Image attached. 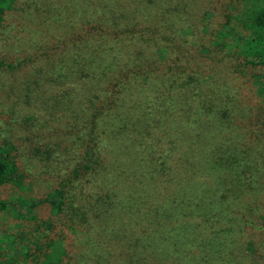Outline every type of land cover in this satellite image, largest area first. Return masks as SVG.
I'll return each mask as SVG.
<instances>
[{
  "label": "trees",
  "instance_id": "16d2710c",
  "mask_svg": "<svg viewBox=\"0 0 264 264\" xmlns=\"http://www.w3.org/2000/svg\"><path fill=\"white\" fill-rule=\"evenodd\" d=\"M15 1L0 0V26ZM28 2L46 29L65 20L72 27L70 55L60 58L55 79L73 94L84 92L78 105L87 98L91 106L82 108L91 121V140L85 145L76 137L86 147L78 158L82 174L77 178L74 169V178L60 179L32 204L46 203L50 216H57L65 206L64 187L91 174V219L113 221L108 235L115 234L131 264L160 258L174 264L227 262L224 247L232 234L255 225L246 211L257 209L252 196L259 195L264 179H255L261 173L248 162L227 96L217 95L215 80L201 75L199 63L190 69L188 44L176 37L185 0ZM249 24L255 36L240 40V51L250 56L247 62L264 65V12L256 11ZM171 42L177 54L159 59L158 51L169 50ZM16 177L14 162L0 147V185ZM5 206L0 201V210ZM82 214L77 219L84 221ZM66 229L54 228L51 219L35 221L16 246L5 238L0 264L71 260L78 237Z\"/></svg>",
  "mask_w": 264,
  "mask_h": 264
},
{
  "label": "rangeland",
  "instance_id": "374dc122",
  "mask_svg": "<svg viewBox=\"0 0 264 264\" xmlns=\"http://www.w3.org/2000/svg\"><path fill=\"white\" fill-rule=\"evenodd\" d=\"M28 1L16 0L0 26V147L7 151L17 173L15 183L0 185V201L6 204L0 210V250L4 251L8 243L5 238L14 239L12 246H16L20 235L32 233L35 221L51 219L54 228L65 227L75 239L78 237L72 259H64L63 264H131L132 260H125V251L119 248L115 234L108 235L113 221L91 219V204L96 203L91 198V174L64 187L65 206L57 216H50L46 203L32 204L54 189L60 179L74 178V169L77 178L82 174L79 171L84 163L78 158L91 140V121L82 108L91 111V106L84 96L78 105L84 92L76 90L73 94L55 79L60 58L70 55L67 50L72 44L68 38H74L72 27L65 20L56 28L46 29ZM185 2L176 37L183 36L188 44L189 57L194 60L190 61V69L199 63L201 75H211L215 80L212 86L217 95L227 96L223 100L234 108V129L243 139L241 146L250 156L248 162L260 171L255 179L261 182L264 65L246 61L250 56L241 53L240 40L255 36L249 23L256 11L264 12V0ZM173 44L166 52L158 51L157 57L165 56L167 61L176 55ZM77 113L85 118L77 117ZM78 134L84 146L78 144ZM262 184L259 195L252 196L257 209L246 211L255 225L232 234L224 247L228 261L223 264H264V180ZM82 211L84 221L77 219ZM160 260L149 264H174L170 259Z\"/></svg>",
  "mask_w": 264,
  "mask_h": 264
}]
</instances>
